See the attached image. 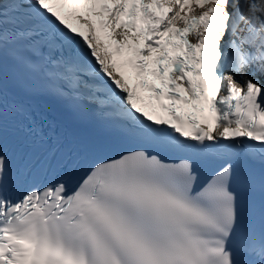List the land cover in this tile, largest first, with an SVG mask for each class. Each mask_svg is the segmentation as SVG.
<instances>
[{"label":"snow or ice","instance_id":"obj_1","mask_svg":"<svg viewBox=\"0 0 264 264\" xmlns=\"http://www.w3.org/2000/svg\"><path fill=\"white\" fill-rule=\"evenodd\" d=\"M0 264H264V0H0Z\"/></svg>","mask_w":264,"mask_h":264}]
</instances>
